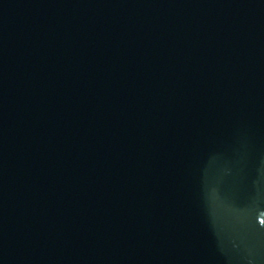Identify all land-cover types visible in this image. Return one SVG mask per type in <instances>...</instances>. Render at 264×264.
<instances>
[{
  "label": "water",
  "instance_id": "95a60500",
  "mask_svg": "<svg viewBox=\"0 0 264 264\" xmlns=\"http://www.w3.org/2000/svg\"><path fill=\"white\" fill-rule=\"evenodd\" d=\"M0 264H264V0H0Z\"/></svg>",
  "mask_w": 264,
  "mask_h": 264
}]
</instances>
